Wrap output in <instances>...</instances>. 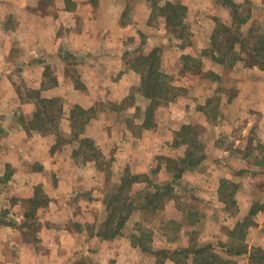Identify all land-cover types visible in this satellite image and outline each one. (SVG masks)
Returning a JSON list of instances; mask_svg holds the SVG:
<instances>
[{
    "label": "crops",
    "instance_id": "obj_1",
    "mask_svg": "<svg viewBox=\"0 0 264 264\" xmlns=\"http://www.w3.org/2000/svg\"><path fill=\"white\" fill-rule=\"evenodd\" d=\"M166 1L189 6L186 22L191 33L185 39L168 30L163 15L153 16L150 0H0V264H160L161 260L162 264H193L159 257L134 244L133 236L140 232L130 225L131 217L114 238L102 236L106 180L101 167L95 160L79 163L74 160L72 155L80 142L68 148L67 157L50 155L56 136L28 132L20 119L36 111L38 96L56 98L63 106L61 122L66 123L65 133L70 129L74 107H94L99 114L89 122L86 136L94 139L103 155L116 157L120 171L130 167L133 171L147 172L154 157L166 155L175 132L189 122L182 115L185 109L181 110L179 105L195 109L199 116L205 101L200 100L201 96L196 100L188 95L179 96L162 107L171 113L166 121H157L159 110L156 111L157 130H146L147 134L140 137L124 122L114 133L115 128L112 131L107 123L108 117L115 115L112 112L115 107H123L129 95L140 89L142 72L134 66L137 56L157 48L170 63L171 59H182L193 49L191 46L199 48L198 43L202 42L204 48L210 46L211 39L204 27H209L208 30L215 27L212 19L207 18L213 7L215 19L232 21V13L217 6L218 0H160V3ZM235 1L241 3L240 7L248 6L251 14L242 26L243 33L249 34L253 23H260L264 31V0ZM263 68L253 64L244 70L250 72L244 79L249 81L248 77L254 75L260 80L241 86L237 104L239 108L261 113L258 124L264 140ZM176 109L181 123L171 121ZM141 122L144 123L139 120L136 123ZM238 122L239 118L234 119L231 128V121L219 120L214 127H228L227 132L216 133L214 145L206 148L204 163L186 171L175 183L178 193L184 190L186 182L197 183L202 201L205 199L220 211L211 207L208 216L202 211L196 222L187 223L186 212L177 207L185 202L184 196L170 199L164 211L155 213L159 223L150 226L154 227L153 251L185 247L178 239L185 235L188 238L193 234L190 231L200 233L196 242H210L204 236L205 226H211L212 222L216 225L211 228L213 235L220 234L224 226L234 229L254 207L258 211L252 216L254 224L248 227L245 242L250 252L253 247L264 249V185L261 189L253 187L256 180L250 176L255 172L264 176V164L252 162L253 157L264 156V146L256 151L249 148L246 134L253 127L245 121L241 135L237 136ZM108 129L112 131L111 137L106 138ZM35 138L40 139V145L27 144V140L32 143ZM225 139L231 141L228 146L222 145ZM106 140L112 142L111 150L102 144ZM164 171L167 172L165 168L160 172ZM224 179L233 188L231 200L236 207L233 214L226 212L227 203L218 197ZM38 187L47 194V201L34 217L26 216L30 208L28 200L34 198ZM170 219L182 223L183 228L166 232L162 226ZM218 238L221 240L222 234ZM218 238L211 243L218 244Z\"/></svg>",
    "mask_w": 264,
    "mask_h": 264
},
{
    "label": "trees",
    "instance_id": "obj_2",
    "mask_svg": "<svg viewBox=\"0 0 264 264\" xmlns=\"http://www.w3.org/2000/svg\"><path fill=\"white\" fill-rule=\"evenodd\" d=\"M150 1L153 7V16L163 15L166 18V24L170 32L179 37L190 35V27L186 22L188 13L187 5L173 1H166L164 4L160 3V0ZM218 1H221L222 4L232 6V22L230 23L231 25L218 23V26L214 29L211 48L209 49V52L213 54V58L217 63L228 67L233 66L239 59H245L248 63L252 60L249 63L250 65L260 64V66H264V58H261L264 56V34H253L254 30L252 29L248 35H245L242 30L243 24L251 17V14H245V9L240 7L241 3L238 4L235 0ZM224 31L228 33L220 40L219 38ZM159 51V49L155 48L149 54L140 53L134 63V66L142 72L140 91L151 100V104L146 111L147 119L140 126L141 128L150 127L149 120L154 116L155 110L163 101H172L178 94L184 91L186 92V88L174 82L172 74L163 68ZM242 51H246L248 55ZM184 57L187 61L194 59L193 54H185ZM196 61H198L200 65L196 69L194 68L195 66H192L190 70H195V72L201 74L203 73V68H201V64H203V55L196 59ZM197 65L198 64H196V66ZM210 73L216 78L223 79L222 74L213 71H210ZM205 75L209 76L207 72ZM219 89L220 93L224 92L223 88ZM220 95H213L208 99L207 103L200 106V110L205 112L208 119L213 116H218L217 113L219 112L221 101ZM37 98L38 107L36 111L20 118L23 125L29 132L33 130L40 133H56L59 140L62 138V143L61 141L58 142L53 146V149L58 146L62 147V145L60 146V143L63 144L64 137L61 129V119L63 116L62 104L59 103V99L56 98H44L40 96ZM94 111H96L94 107L83 108L81 106H76L71 110V129L74 132H72L73 136L70 139H78L80 142V146L74 151V154L76 156L84 155L86 151L84 152L82 148H84V150L94 149L92 152H89L88 155H86L87 153L85 154V160H88L92 156H103L97 147L93 146L94 143L91 138L85 135L87 125L95 116L93 114L95 113ZM212 111L216 113V115L211 116ZM90 112L91 114L88 115ZM183 145L186 146V151L183 155H159V164L150 172L137 173L130 167L125 170L123 177H121L119 182L117 181V183L114 184L113 190L105 197L107 215L101 224L100 233H102V236L114 238L120 233L138 205H142V209L154 214L164 209L170 199L180 198L175 183L180 181L186 171L197 168L204 163L207 158L206 146L199 137V133L196 131V127L193 123H184L182 127L175 132L173 146ZM255 163L264 164V156L261 158L257 157ZM163 168H165L171 177L163 183H157L153 177L155 175L158 176V173ZM137 182H147L146 189L134 193V185ZM230 187L231 184L228 179H224L219 188V197L221 201L228 204L230 202L233 203L231 200L233 188L231 187V191ZM41 189V187H38L34 198L28 200L31 207L27 210L26 216L34 217L37 209L43 205L44 201H42L41 198V192L43 190ZM138 202H141V204ZM182 204L184 205V203ZM187 210L189 214H192L189 208ZM257 211L258 209L254 207L246 219L238 221L235 228L229 230L230 239L227 242L220 241L218 245L211 242L200 244L198 241H195L192 245H185V247L181 248L153 251L151 242L153 240L154 227L147 228L144 225V227H141V225L137 227V230H140V234L133 236L134 244L140 245L146 252H154L159 257H171L178 263L185 260V262L191 261L193 264H221L224 259H222V255L218 252L217 246L225 247L226 252L231 254L245 255L248 253L249 246L245 242L247 229L252 223L254 224L252 216L256 214ZM193 218V221L188 220L186 222L194 223L198 216ZM162 227L166 232H178L183 228V224L175 219H170L164 221ZM190 232L194 233L193 231ZM253 248L255 253H253L252 257L259 261H264V249L261 247ZM228 256V258L225 257L227 263L233 260L232 255ZM162 261L163 260H161L160 264H162Z\"/></svg>",
    "mask_w": 264,
    "mask_h": 264
},
{
    "label": "rangeland",
    "instance_id": "obj_3",
    "mask_svg": "<svg viewBox=\"0 0 264 264\" xmlns=\"http://www.w3.org/2000/svg\"><path fill=\"white\" fill-rule=\"evenodd\" d=\"M179 3H183V4L187 5L184 2H179ZM217 6H224L225 8L230 10V14L232 13L233 8L231 5H228V4L225 5V4H222L221 1H217ZM247 7L248 6L241 7V8L245 9V14L249 12L246 9ZM211 10H210V13L207 14V18L212 19L211 22L215 23L214 29H216V27L218 26V23H225L227 25L230 24V21L229 22L225 21L222 18L215 19V16H213V14L215 13L214 11L216 9L213 7ZM251 27H253L252 29L254 30L253 34H257V33H260V34L263 33L264 34V31H262L260 23H253ZM208 28L209 27H206V28L204 27V30H205V32L207 31L206 33L209 34L210 39L212 40V35L214 33V29L208 30ZM189 31H190V28H189ZM190 33H191V31H190ZM227 33H228L227 31H224L221 34L219 39L221 40V38L224 35H227ZM182 38L185 39L186 36H185V38L184 37H182ZM198 46H199V48H197V45L195 47L191 46V48H193V49L190 50V52L186 53V54H193L194 59L187 61L185 59V57L183 56L182 59H180L179 61H175L174 59H171L170 63H168V59L164 58V56L162 55V51L159 49L160 50L159 54L161 55V58H162V64L164 65L163 68L172 74L174 82H176L178 85L186 88V92L184 91V92L178 94V96L176 98H178L179 96H184V95L187 96L188 95L190 99L196 100L198 98V96H201L200 100L205 101V103H207L208 99H210L213 95L219 96L220 94H222V95H220L221 96L220 109H219V112L217 113V115H218L217 117L213 116V117L208 119L207 115L202 110H201L202 112H199V116H197L198 112H196L195 109L194 110H187L185 106L179 105V108L181 110L185 109V111L183 112L182 115H184V117H186V121H189V122H184V123H193L195 125L196 131H198V133H199V137L202 139L203 143L205 144V146L207 148V146L212 147L214 145V137L216 136V133H218L220 131L223 132V130L225 131L223 133L227 132L226 129H228V127H223L222 129L214 127V126H216V124L219 120L224 118L227 122L231 121L230 127L232 128V127H234V125L232 126V121H234V119H236V118H239L238 126L235 129L236 135L237 136L241 135L240 134L242 132L241 127L244 124H246L247 122L251 123V127H253V128L249 129L248 133L246 134L247 138L250 139L249 145L248 144L247 145L249 146V148L251 147L255 151L260 150L264 146V140L261 138V135H260L261 134L260 133L261 127L258 124V121L260 122V120H261V113L258 110L252 109V108L248 109V108H244L243 106L241 108H239V106L237 104V99H239L238 97L240 95L241 86L243 87L245 82L252 83L254 81L260 80V79H255L256 76H254V75L248 77L249 81L244 79L246 77V75L248 73H250V72L244 73L245 72L244 70L248 66H250L249 63L252 60H250L248 63L245 59H239L238 61H236L233 64V66L228 67V66H225L223 64L217 63V61L213 58L212 52H209V49L211 48V43H210V46H207L205 48L203 47L202 42L198 43ZM149 53H147V54H149ZM243 53H246L248 55V53L246 51ZM202 55H203V64H201V68H203V73L200 74L198 72H195V70H190L192 68V66H195L194 68L196 69L200 65V63L198 61H196V59H198L199 57H202ZM261 58H264V56ZM261 63H262V60H261ZM196 64H198V65L196 66ZM258 65H260V64H258ZM210 71L222 74L223 79L222 78L221 79L216 78L214 75H212L210 73ZM206 72L209 74V76L205 75ZM251 73H253V72H251ZM259 77L260 76H258V78ZM141 78H142V76H141ZM141 84H142V81H141ZM187 86H189V87H187ZM140 88H141V85H140ZM219 88H223L224 92L220 93ZM136 92H137V94L129 95V97L123 103V105H124L123 107H118V108L115 107L116 109L112 111V112L116 113L115 115L108 117L109 120H107V123H108V125L110 124V128L112 131H113V128H115V131H113L114 133H117L116 130H117L118 126H120L121 123L123 124L125 122L132 131H134L137 135H139L141 137L142 135L144 136L145 134H147L146 130L147 131L148 130L149 131L157 130L156 129L158 126L157 121H160V120L166 121L169 117H171L170 111L168 109H164V108L162 109V107H166L167 105H169L170 102L174 101L176 98L172 101H169V102L163 101V103L155 110L154 116L151 118V120H149L150 121L149 122L150 127L146 128V129L141 128L140 126H141V124H143V122H141V123H136V122L138 120L139 121H145L147 119L146 111L151 104V100H150V98L145 96L140 91V89ZM32 94H34V93L32 92ZM59 103H60V101H59ZM134 104H136L137 107H134ZM202 105H204V104H202ZM250 109H252V111H249ZM157 110H159V114H158L159 118L158 119H157V113H156ZM94 112L95 113H93V114L95 116L97 113L99 114L98 111H94ZM175 113H177V114H175ZM89 114H91V112L88 113V115ZM247 114H250L248 117L251 118V120L246 116ZM212 115H216V113H214L212 111L211 116ZM242 117H244V119ZM246 118H248L249 120L248 119L245 120ZM156 119H157V121H156ZM242 119H243V121H242ZM202 120H205L207 124L206 123L203 124ZM207 120H208V122H207ZM171 121H176L178 123H181L182 120H181V117H179L178 109H176V112L173 113V118ZM183 121H185V120H183ZM245 121H247V122H245ZM118 122H120V123H118ZM64 125L66 127V123L61 122V129L63 126V130H62L63 133L62 134L64 136L63 137V144H61L62 138L59 140L56 133H53V132H50V133L37 132V133H40V135L41 134H43V135L54 134L56 136V139L54 140V143L51 147V150L49 151V154L52 156L59 157L60 154H65L67 157L69 154V150H70L68 148L74 143L75 144L77 143V145L79 144L78 139H74V140L70 139L73 136L72 132H74L71 129V126H70L71 130L69 129L68 132L66 131L64 133V131H65ZM88 125H87V127H88ZM87 127L85 130V135L88 132ZM118 129H120V128H118ZM106 131L108 132V135H105L106 138H107V136L111 137L110 135H111L112 131H110L109 129ZM31 132L36 133V131H33V130ZM87 137H89V135ZM100 138L105 139V138H103V136H101V134H100ZM76 140H78V141H76ZM91 140L94 143L93 146L97 147V149L100 151L99 146L94 141V139L91 138ZM28 141L29 140H27V144H29V145L33 144L34 142L38 143V145H40L39 143H41L40 139H36V138H35V140H33L32 143H30ZM60 141H61L60 146L62 145V147L58 146V147L53 149V146L56 145ZM109 141L110 140H106L105 142H102V144H105L104 147H108L111 150L112 142L111 141L109 142ZM246 141H247V139H246ZM108 142H109V145H108ZM223 142H224V143H222L223 146H228L231 143V141L229 139L228 140L225 139V141H223ZM207 143H208V145H207ZM82 150L84 152L86 151L84 153V155L76 156L74 153L72 155L74 157V160L77 161L78 163L81 161L85 162L86 161L85 160L86 155H88L89 152H92L94 149L84 150V148H82ZM185 151H186V146H184V145L183 146H173V142L171 143L170 146L168 145V147H166V152H167L166 155H170V156H180V155H183ZM159 155H163V154H157L156 157H154L153 166L151 168H149L148 171L157 167V165L160 162L158 159ZM97 157L92 156L88 160H90V159L95 160L98 168L101 167V172L103 173V178L106 180L105 181V185H106L105 189L103 187V196L105 199V197H107L108 194L113 190L112 188H114V184H116L117 181L119 182L121 177H123V175L125 174L124 172L127 169V167L124 169V171L123 170L120 171V169H118V166L116 165V157H114L113 155H108V156L103 155V156H100L98 158ZM257 157H256V159H257ZM29 159L31 160L32 156H30ZM256 159H255V157H253L252 162L256 161ZM67 161H68V159H67ZM135 172L147 173L146 171L145 172L135 171ZM158 176H159L158 178H157V175H155L153 177V179H155V181L157 183H163L164 181L169 180L171 177V175L165 171L159 172ZM250 176L256 180V181L252 182L253 183L252 186L261 189L262 186L264 185V176L262 174L259 175L256 172L250 174ZM110 180H111V182H110ZM197 181H199V180H197ZM107 182H109V183H107ZM147 184H148L147 182H137L134 185V193H136L137 191H140L142 189L145 190L147 187ZM41 190H43V189H41ZM204 190L207 192V189H204ZM230 190H231V187H230ZM177 193H178V190H177ZM46 195L47 194L43 190L41 192V198L44 200V203H46V201H47L48 196L46 197ZM178 195L184 196V201H185V202H183L184 205L182 203H180L179 205H177V203H176V205L179 209L183 207V210L186 212V214H185V217H186L185 220L186 221H188V220L193 221L194 220L193 217H196V216L200 217V214L202 213V211L204 212L205 217L208 216V214H210L211 207H212V210L215 208L218 211H220L218 207L211 205V203L209 204V202L208 203L205 202L204 201L205 199L202 201V198L200 196L201 195V189L197 183L195 184L194 182H191V181L186 182V184L184 185V190L183 191L181 190L178 193ZM179 196H177V197H179ZM218 197H219V191H218ZM173 200H176V199H173ZM138 203L141 204V202H138ZM191 203H195V204L192 205ZM105 204H106V202H105ZM141 206L138 205V207L135 208L133 213L131 214V216H130L131 217L130 225L132 224L131 226H133V227L135 226V228H136V227L141 225V227L145 226L147 228H150L151 224H154V226H155L156 223H159V220H157L155 218V213L152 214L149 211L142 209ZM29 207H31V206H29ZM188 208L191 210L192 214H189V212L187 210ZM165 209H166V207L164 209L160 210L159 212H162ZM217 210H215V211H217ZM225 210L227 213L233 214L236 211V207L233 205V203L230 202L229 204L228 203L226 204ZM196 211L198 212V214ZM105 213L107 215L106 206H105ZM218 213H220V212H218ZM190 216H191V218H190ZM140 217H141V219H140ZM169 217L170 216H167V218H169ZM190 219H192V220H190ZM12 221H8V222H12ZM215 226L216 225L213 224V222H212L211 226L210 225L205 226V227H207L206 228L207 231L204 232L205 233L204 236L206 239H209L207 241L211 240L210 242H212V240L217 239L219 237V235L222 234V239L220 240L218 238L216 243H218V241H219V243H220V241L221 242L222 241L227 242L230 239V236H229V230L230 229H228L227 226H224L221 228L220 234L213 235V231L211 230V228H213ZM139 232H140V230H139ZM224 233H226V234H224ZM185 236L178 239V240H180L179 242L182 243V244H180L181 246L182 245H192V243H194L195 240H198V238H201L200 233L190 234L188 236V238ZM176 244H178V243H176ZM218 244H216V245H218ZM217 247L219 248L218 252L222 255V259H224L221 264H264V261H259V260L255 259L254 257H252L253 253H255L254 248H252L251 252L249 251V255H247V257L245 258L244 254L243 255H236V254L227 253L225 247H219V246H217ZM228 255H232L233 260H231L230 262L227 263L226 258L229 257ZM224 262H226V263H224Z\"/></svg>",
    "mask_w": 264,
    "mask_h": 264
}]
</instances>
